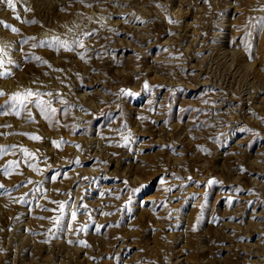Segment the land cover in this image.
Listing matches in <instances>:
<instances>
[{
    "label": "rangeland",
    "instance_id": "1",
    "mask_svg": "<svg viewBox=\"0 0 264 264\" xmlns=\"http://www.w3.org/2000/svg\"><path fill=\"white\" fill-rule=\"evenodd\" d=\"M11 4L0 264H264V0Z\"/></svg>",
    "mask_w": 264,
    "mask_h": 264
},
{
    "label": "snow or ice",
    "instance_id": "2",
    "mask_svg": "<svg viewBox=\"0 0 264 264\" xmlns=\"http://www.w3.org/2000/svg\"><path fill=\"white\" fill-rule=\"evenodd\" d=\"M9 6L13 7V5L11 4V0H8ZM13 31H15V29H13Z\"/></svg>",
    "mask_w": 264,
    "mask_h": 264
}]
</instances>
